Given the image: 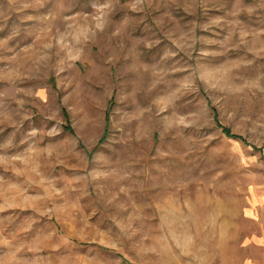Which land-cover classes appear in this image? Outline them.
I'll return each mask as SVG.
<instances>
[{
	"label": "rangeland",
	"instance_id": "rangeland-1",
	"mask_svg": "<svg viewBox=\"0 0 264 264\" xmlns=\"http://www.w3.org/2000/svg\"><path fill=\"white\" fill-rule=\"evenodd\" d=\"M0 264H264V0H0Z\"/></svg>",
	"mask_w": 264,
	"mask_h": 264
},
{
	"label": "trees",
	"instance_id": "trees-1",
	"mask_svg": "<svg viewBox=\"0 0 264 264\" xmlns=\"http://www.w3.org/2000/svg\"><path fill=\"white\" fill-rule=\"evenodd\" d=\"M220 125V124H219ZM221 126V125H220ZM223 129V132L228 136V137H233V138H239L242 139L240 136L234 135L230 132L229 128L221 126Z\"/></svg>",
	"mask_w": 264,
	"mask_h": 264
}]
</instances>
